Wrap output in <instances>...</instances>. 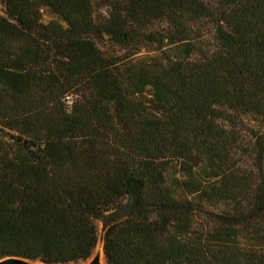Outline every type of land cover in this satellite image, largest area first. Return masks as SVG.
<instances>
[{"label": "trees", "instance_id": "obj_1", "mask_svg": "<svg viewBox=\"0 0 264 264\" xmlns=\"http://www.w3.org/2000/svg\"><path fill=\"white\" fill-rule=\"evenodd\" d=\"M0 6V259L264 264V0Z\"/></svg>", "mask_w": 264, "mask_h": 264}, {"label": "water", "instance_id": "obj_2", "mask_svg": "<svg viewBox=\"0 0 264 264\" xmlns=\"http://www.w3.org/2000/svg\"><path fill=\"white\" fill-rule=\"evenodd\" d=\"M101 254H102L101 251H96L95 249L92 256L89 258V260L85 264H100ZM0 264H46V263H43L40 261H32V260L22 258V257H6V258L0 259Z\"/></svg>", "mask_w": 264, "mask_h": 264}, {"label": "rangeland", "instance_id": "obj_3", "mask_svg": "<svg viewBox=\"0 0 264 264\" xmlns=\"http://www.w3.org/2000/svg\"><path fill=\"white\" fill-rule=\"evenodd\" d=\"M2 13H3V8H2V6H0V14H2ZM42 15H43L44 20H46V21H48V20H50V19L56 17V15L53 14V13H52L49 9H47V8H43V10H42ZM97 226H98V230H99V235L102 237V235H103V224H102V222H101V221H98V222H97ZM102 246H103V243H102V241H100L99 244H98V246H97V248H96V251H101V252L103 253V248H102ZM103 256H104V255H103ZM87 261H88V260H87ZM87 261H86V262H87ZM104 261H105V263H106L105 257H104ZM86 262H83V263H81V264H85ZM106 264H107V263H106Z\"/></svg>", "mask_w": 264, "mask_h": 264}, {"label": "bare ground", "instance_id": "obj_4", "mask_svg": "<svg viewBox=\"0 0 264 264\" xmlns=\"http://www.w3.org/2000/svg\"><path fill=\"white\" fill-rule=\"evenodd\" d=\"M100 264H106L104 261V256L103 253L101 254V258H100Z\"/></svg>", "mask_w": 264, "mask_h": 264}]
</instances>
